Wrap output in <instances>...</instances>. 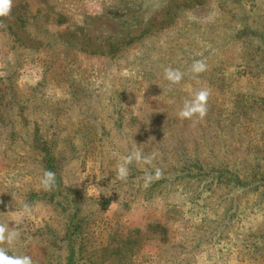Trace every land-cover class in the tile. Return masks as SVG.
<instances>
[{"label":"rangeland","instance_id":"374dc122","mask_svg":"<svg viewBox=\"0 0 264 264\" xmlns=\"http://www.w3.org/2000/svg\"><path fill=\"white\" fill-rule=\"evenodd\" d=\"M169 66L185 72L171 88ZM200 89L206 117L179 119ZM134 143L157 158L121 181ZM0 222L34 264H264V0H13Z\"/></svg>","mask_w":264,"mask_h":264},{"label":"clouds","instance_id":"9594fccd","mask_svg":"<svg viewBox=\"0 0 264 264\" xmlns=\"http://www.w3.org/2000/svg\"><path fill=\"white\" fill-rule=\"evenodd\" d=\"M12 5L13 0H0V18L10 16ZM206 70L207 64L204 60H195L189 68V72L195 75L203 73ZM163 76L169 82V87L171 88V86L179 85L182 82L185 72L169 66L164 69ZM210 95V89H200L192 95L191 99H185L183 107L178 112L179 119L192 120L193 118L203 119L206 117ZM157 155L156 152L145 154L141 146L138 147L135 144L133 150L124 156L117 165V178L121 181L126 180L130 171L129 165L133 162L153 166ZM162 175L163 170L159 167H154V171L146 172L145 187H148L154 180L160 179ZM55 181L56 174L54 172L49 170L43 171L40 183L45 190H51L55 185ZM112 204H115V202ZM22 211L25 215L31 214V206L24 204ZM20 237L21 232L18 228H10L7 224L0 222V264H34L32 257L29 255H9V249L19 242Z\"/></svg>","mask_w":264,"mask_h":264},{"label":"trees","instance_id":"16d2710c","mask_svg":"<svg viewBox=\"0 0 264 264\" xmlns=\"http://www.w3.org/2000/svg\"><path fill=\"white\" fill-rule=\"evenodd\" d=\"M81 45H84L85 43H79ZM84 50V49H82ZM5 92H3L1 95L2 97L5 96ZM37 150H39L41 153H42V162L45 163L44 164V167L45 165L47 164V162L50 160V158H52V154L55 155V152H53V148L51 145H46V143L44 142H39L38 144L35 145V147H33ZM47 168V167H46Z\"/></svg>","mask_w":264,"mask_h":264}]
</instances>
